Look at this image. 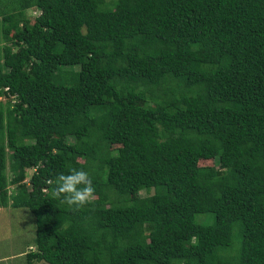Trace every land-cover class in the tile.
<instances>
[{"label": "trees", "instance_id": "16d2710c", "mask_svg": "<svg viewBox=\"0 0 264 264\" xmlns=\"http://www.w3.org/2000/svg\"><path fill=\"white\" fill-rule=\"evenodd\" d=\"M6 206L28 263L264 264V0H0Z\"/></svg>", "mask_w": 264, "mask_h": 264}, {"label": "rangeland", "instance_id": "374dc122", "mask_svg": "<svg viewBox=\"0 0 264 264\" xmlns=\"http://www.w3.org/2000/svg\"><path fill=\"white\" fill-rule=\"evenodd\" d=\"M36 11L28 9L27 15H34ZM73 69H77V66H74ZM200 163L212 166L214 164L211 160L200 161ZM31 171L32 169L25 170V182H27ZM6 174H8L7 169ZM8 188L11 190L12 185H8ZM143 195L145 192L140 191L138 196ZM34 228V217L27 208L0 207V264H46L34 260L28 263L24 256L33 247ZM23 250L26 252L21 254L20 252Z\"/></svg>", "mask_w": 264, "mask_h": 264}, {"label": "clouds", "instance_id": "9594fccd", "mask_svg": "<svg viewBox=\"0 0 264 264\" xmlns=\"http://www.w3.org/2000/svg\"><path fill=\"white\" fill-rule=\"evenodd\" d=\"M52 195L61 203L79 209L92 202L95 188L87 171L73 168L68 174L61 173L55 178Z\"/></svg>", "mask_w": 264, "mask_h": 264}, {"label": "crops", "instance_id": "0c3cea01", "mask_svg": "<svg viewBox=\"0 0 264 264\" xmlns=\"http://www.w3.org/2000/svg\"><path fill=\"white\" fill-rule=\"evenodd\" d=\"M25 252H26V250H23V251H22V252H20V253L22 254V253H25Z\"/></svg>", "mask_w": 264, "mask_h": 264}]
</instances>
